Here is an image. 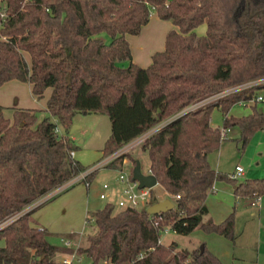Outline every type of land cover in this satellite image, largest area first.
I'll use <instances>...</instances> for the list:
<instances>
[{"label":"trees","instance_id":"trees-1","mask_svg":"<svg viewBox=\"0 0 264 264\" xmlns=\"http://www.w3.org/2000/svg\"><path fill=\"white\" fill-rule=\"evenodd\" d=\"M153 12L174 28L164 49L142 67L127 36L140 34ZM204 25L205 33H198ZM261 79L264 0H0V86L28 82L38 99L52 89L46 110L0 104V264H58L57 255L73 252L51 243L52 233L36 223L40 205L27 209L90 167L73 156L80 149L69 135L77 114L109 117L102 157L162 124L138 145L148 152L158 184L180 195L173 210L159 214L115 212V203L107 202L77 253L89 264H224L205 245L189 250L159 238L166 228L181 235L200 228L234 241V211L220 223L208 216L206 198L217 180L232 184L236 198L264 195V178H232L208 159L223 131L238 127L244 148L264 129L260 102L248 115L230 114L234 105L264 93V84L206 102ZM216 108L222 128L211 124ZM125 158L139 161L124 153L106 168H123Z\"/></svg>","mask_w":264,"mask_h":264},{"label":"rangeland","instance_id":"rangeland-1","mask_svg":"<svg viewBox=\"0 0 264 264\" xmlns=\"http://www.w3.org/2000/svg\"><path fill=\"white\" fill-rule=\"evenodd\" d=\"M197 31L198 33H205L206 26L204 25L199 27ZM104 34L107 35L106 33ZM127 64L128 62L124 63V65ZM19 96H21V100L23 102L31 103V97L29 93L26 95V93L23 92V94H20ZM46 99L47 93H45V96L40 99V101L35 103L34 107H37L38 109L44 107L46 105ZM257 105L258 108L264 110V102H260ZM251 111L252 108L249 103L248 105L236 104L232 108V113L236 117L247 115ZM5 114L8 117H11L12 111L8 109L6 110ZM40 117H43V113L40 114ZM212 120L217 126H219V128L223 127V115L219 109L216 108L212 112ZM161 125L162 124L155 127L156 130ZM73 126H75V129L73 132L70 131L69 135L74 136L77 139L76 142L80 146L77 154L80 162L85 166H92L98 163V161L102 160L103 157L101 151L104 148L106 140L111 134V121L109 117L102 114H77L73 119ZM152 131L154 130L151 129L149 131L150 134ZM60 132L62 133V131ZM239 136V128H231V131L227 134V138H223L220 147L209 154L211 162L213 161L212 163H214V166L219 160L220 154H222L221 160L223 173L232 172L237 164H240L247 171L248 168H255L257 162H264V130L262 132H257V134L252 137V139L244 148H242L241 143L237 140ZM80 140H82V143H80ZM129 152H131L132 157L140 161L141 172L144 175H147L150 170V158L148 152L141 151L139 145L133 147ZM135 166V161L125 158L123 160V168L107 167L100 169L91 181L89 193L86 184L84 182H80L65 191L56 193V191L53 190L44 196V200H42L40 207L43 206L41 209L43 212H45L50 221H54L55 217H62L66 215L59 223H65L67 227H64V230L59 232L53 231V234L49 237L51 243L55 245H63V239H66L71 232H82L84 234L78 235L72 239L70 248L73 249V252L57 255L60 256V259L67 257L73 262L77 259V257L81 256L85 259H83V261L80 263H90V259L85 257V255H79L77 253V249L82 245L88 235L95 232L96 208L98 207L97 209H100V207L107 203V200H102L99 198L100 193L104 191L102 189L103 183H110L114 182L115 180L117 182L119 171L128 172L130 168ZM69 183L70 182L67 184ZM88 194L91 196L89 212L90 221L87 225H85L83 212H80V214L77 213L76 208L77 201L82 200L80 197L86 199L88 198ZM152 194L154 196L153 201L156 202L169 198L165 189L160 184H157L152 188ZM65 198H71L73 200L67 201ZM237 207L239 216L237 219L238 226L235 227V234L239 235V237H237L235 242L222 235L217 237L212 233H208L200 228H197L193 234L189 235H181L169 230L163 235L162 241L165 245H169L171 242L176 241L181 248H188L189 250H193L195 247L197 248L202 245H205L208 249L209 247H212L216 251H219V254H221L224 261L229 264L234 262V257L238 258L240 255L246 258H239V260L236 259V264H264V224L260 226V223L257 221V219H254L250 216V212L252 211L251 207L245 206L243 202L238 204ZM29 208L27 210H29ZM119 209L120 207L115 208V212L120 211ZM212 209L215 213H219L216 208H214V206H212ZM64 212L65 214H63ZM236 215L238 214L236 213L235 217ZM70 228L73 230H69ZM61 234L63 235L61 236ZM57 263L60 264L58 260Z\"/></svg>","mask_w":264,"mask_h":264},{"label":"crops","instance_id":"crops-1","mask_svg":"<svg viewBox=\"0 0 264 264\" xmlns=\"http://www.w3.org/2000/svg\"><path fill=\"white\" fill-rule=\"evenodd\" d=\"M173 28H174V25L170 21H165V20L160 19L157 16V14L155 12H153L151 15L149 23L142 28L140 34L127 36L129 39V42L131 44L133 61L142 67L149 66L152 62L153 54L158 52V51H162L164 49L166 35ZM103 35L105 36L107 41H110L111 38L108 35H105L104 33H103ZM27 60L30 61V56L28 54H27ZM23 92H25L26 95L28 93L30 94L31 103H26V102H23L21 100V96H19V95L23 94ZM51 92H52L51 88L46 90V92H45V93H47L46 105L44 107L40 108V110H46L47 101L51 95ZM260 94H262V93H260ZM38 101H40V99H38L33 94L32 85L28 82H23V81H19V80H12V81L6 82L2 86H0V104L5 106V107L38 109L37 107H34L35 103ZM25 104H29V105H25ZM240 104L248 105V103L247 104L246 103H240ZM249 104L252 105L253 103H249ZM230 114L233 115L232 109L230 111ZM211 124L214 127H219L213 122L212 118H211ZM153 130L156 131V128L155 129L153 128ZM263 130H261V132ZM230 131H231V129H228L226 131V136H225L226 138H227V134ZM71 138H73L74 140H77L74 136H71ZM80 143H82V140H80ZM77 154H78V151L75 152L73 154V156H75V158H77L79 160ZM101 154H102V151H101ZM221 157H222V154H220V158L215 165L216 167L214 166V163H212L213 161L211 162L210 155L208 156V159H209V162L211 163V165L214 169L223 173ZM256 164L257 165L255 166V168H248L247 171L240 164H237L232 172L225 173V174H228L231 176L235 172L236 167L241 166L243 168V173H242V175H240L238 177L239 179L264 178V162H257ZM104 183H107V182H104ZM109 184H110V189L107 191V199H105V200H107V202L115 203L116 208H117L118 207L117 202L123 197L122 185L119 183L118 179H117V182L115 180L114 182H110ZM87 187H88V193H89L91 183H90V186H87ZM42 198L40 200H38L37 202H35L33 205H31L30 208L28 207L29 210L34 208V207H38L40 204H42L41 202H42V200H44V197H42ZM65 199L67 201L73 200L71 198H65ZM80 199H82V200L77 201V208H76L77 213L80 214V212H83L84 218H85L84 224L87 225L89 223L88 220L90 221L89 212H90L91 196H90V194H88V198L85 199V198L80 197ZM241 202H243L245 204V206L252 208V211L250 212V216L254 219H257V221L260 223L259 225L262 226L264 224V222H263V220H264V195L260 198H255V199L236 198L232 184H230L226 181H222V180H217L214 183V186H213L211 192H209V194L206 198V206H207V209L209 211L208 216L211 217L214 222L220 223V222L224 221L234 211L235 214L236 213L238 214L235 217V227H236V226H238L237 225V219L239 216L237 205L240 204ZM212 206H214V208H216V210L219 213H215L212 209ZM102 207H100V208H102ZM41 208H43V206L36 209V211L33 213L34 220L41 227L47 228L52 234H53V231L59 232V231L64 230L63 229L64 227H67V225H65V223H63V224L59 223L62 220V218L66 215H64L62 217H59V216L55 217L54 221H50L48 219V217L46 216L45 212H43V210ZM97 208H96V210H98ZM119 210H121V209H119ZM63 214H65V212ZM69 230H73V229L70 228ZM194 231L191 234H193ZM243 233H242V235H243ZM69 234L74 235V236H72L73 238L77 237L78 235H84L82 232L81 233L71 232ZM212 234L217 236V237L221 236L217 233H212ZM62 235L63 234H61V236ZM237 237H239V235H236V238L233 242L236 241ZM73 238L67 237L66 239H63V241H64L63 245H59V246L71 247V244L67 245L66 242L70 241V243H71ZM162 243H164V242H162ZM4 245H5V241L0 240V247H3ZM209 250L211 252H213L223 263L225 262L224 264H229L226 261H224L221 254H219V251H216L212 247H209ZM64 258H67V257H63L60 259V256H57L56 259L59 261L60 264H62V260ZM239 258H246V257H244L242 255L238 256V258L234 257V262H232V264H236L235 261L239 260ZM83 259H85V258H83L81 256L77 257V259L74 260L72 263L82 264L80 262H82Z\"/></svg>","mask_w":264,"mask_h":264},{"label":"built area","instance_id":"built-area-1","mask_svg":"<svg viewBox=\"0 0 264 264\" xmlns=\"http://www.w3.org/2000/svg\"><path fill=\"white\" fill-rule=\"evenodd\" d=\"M254 84H264V79L230 88L228 90H225V91L219 93L218 95L211 97L206 102L213 101V100H216L220 97L226 96L230 93L249 88L250 86H252ZM254 102H264V93L259 94L253 101H250L249 103H254ZM153 132L154 131H152L151 133H153ZM149 135H150V132H147L146 134H144V135L136 138L135 140L125 144L122 148H120L116 152L109 154L107 156H104L102 160L98 161V163L90 166L86 171H84L83 173L79 174L77 177L72 179L69 184H67V185L65 184L62 187L56 189L55 190L56 193L63 191L67 187H69L71 185H75V184L80 183V182H84L86 184V186H90L91 182H89L87 180V176L91 172H93L95 170H100V169L106 168V166L110 162L114 161L116 158H118L122 154L129 152L133 147H135L136 145L141 143ZM223 136L224 137L226 136V131H223ZM242 173H243V168L241 166H237L235 172L231 175V177L232 178H238L240 175H242ZM148 174H151L150 170H149ZM118 181L122 185V192H123V197L117 202V206L120 207V209L142 210V209H147L151 204H153L152 202H153L154 196L152 194V188H147V187L140 188L139 187V181H135L133 179V175H131L130 172L119 171ZM102 189L104 191H102L100 193L99 198L102 200H105V199H107V191L110 189V184L104 183L102 186ZM167 195H168L169 199H171L172 201L174 199L180 198V195H176L174 197L169 195L168 193H167ZM169 230H170V228H166L165 230L162 231L160 238H159V243L163 242L162 237ZM66 244L69 245L70 241L66 242ZM71 263H72V260H70L69 258H64L62 260V264H71ZM103 264H111V263L108 260H106V261H104Z\"/></svg>","mask_w":264,"mask_h":264},{"label":"water","instance_id":"water-1","mask_svg":"<svg viewBox=\"0 0 264 264\" xmlns=\"http://www.w3.org/2000/svg\"><path fill=\"white\" fill-rule=\"evenodd\" d=\"M75 129V126L72 127L71 132H73ZM133 179L135 181H139V187L140 188H153L155 185L158 184V179L155 175L153 174H148V175H144L141 172V164L140 161H137L136 166L134 167L133 170ZM175 207V203L167 198L158 202H155L153 204H151L148 208H147V212L149 214H159V213H163V212H168L170 210H173ZM204 246H201V249L203 250Z\"/></svg>","mask_w":264,"mask_h":264}]
</instances>
